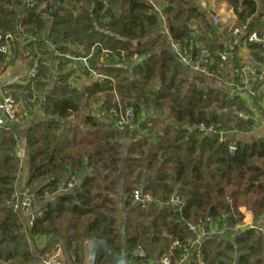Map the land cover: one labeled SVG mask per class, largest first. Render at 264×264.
<instances>
[{"label": "trees", "instance_id": "obj_1", "mask_svg": "<svg viewBox=\"0 0 264 264\" xmlns=\"http://www.w3.org/2000/svg\"><path fill=\"white\" fill-rule=\"evenodd\" d=\"M170 1L174 7L165 8L160 25L147 0H0V34L30 40L25 54L35 70L25 86L6 94L26 108L41 106L51 118L25 132L23 190L40 209L27 234L21 214L10 207L19 193L18 134L11 124L0 129V264H41L59 241L72 264H87L85 248L95 237L117 253L125 250L128 264H161L163 258L181 264L189 255L188 264H264V226L236 228L241 207L264 223V138L234 139L256 124L243 119L252 115L246 99L230 95L225 85L219 54L228 44L194 9ZM58 3L57 17L50 18L46 8ZM230 6L237 24L224 35L230 43L246 40L264 6L259 13L253 0H231ZM195 22L208 37L193 36ZM78 23L87 28L79 36ZM234 28L242 34L233 36ZM171 44L195 63L207 60L209 78L188 76ZM248 45L255 56L262 53L260 45ZM140 57L145 61L131 68ZM77 68L86 85L68 81ZM126 108L132 116L120 124ZM135 191L150 201L132 205ZM175 193L184 203L179 215L171 202ZM213 223L223 228L221 236L209 234ZM204 233L193 252L192 240ZM41 239L47 244L35 255L31 244ZM175 241L179 247H172ZM137 249L144 255L135 256ZM95 264L108 263L97 258Z\"/></svg>", "mask_w": 264, "mask_h": 264}, {"label": "crops", "instance_id": "obj_2", "mask_svg": "<svg viewBox=\"0 0 264 264\" xmlns=\"http://www.w3.org/2000/svg\"><path fill=\"white\" fill-rule=\"evenodd\" d=\"M148 2H151L150 0H147ZM159 3V7H154V10L156 14H159L162 18V24L164 15H162L165 8L168 6L174 7L173 2L170 0H156ZM184 4H186L191 9H194L197 14H200L203 16L207 21L209 26L215 30L217 40L222 44H227V36L224 35L225 28L232 27L237 24V18L234 15L232 8L230 6L231 0H181ZM256 4V10L258 13L261 11V8L264 6V0H253ZM151 4V3H150ZM257 15V14H256ZM256 15H254L256 17ZM214 18H217L219 20V24L215 25L213 20ZM259 22L256 23L257 28H255L256 32H260L264 30V28L259 29L261 26L264 25V17L259 18ZM166 31V30H165ZM252 31V32H253ZM82 33H79L81 35ZM193 36L198 37L199 39L202 36L208 37L209 34L206 33L205 28L202 25H199V22L194 25L193 27ZM30 40H27L23 37L14 38L13 43L10 45L9 53L6 56L7 59L4 61V69L0 70V99L1 97L7 93L12 92L11 88L14 86H25L27 82L29 81V73L31 69L33 68V61L27 57L25 53L26 50H28L27 46L29 44ZM236 51H235V59H237V66L235 67V64L231 61L224 63V82L230 83L234 81V78L236 77L235 71L237 69H240L242 74L239 78V82L243 83L248 90H251L255 93V97L258 101L256 102V107H254L255 110L259 111V116L256 120H253L256 124V127L254 129L255 133L252 136H248V139L246 141L241 140L242 142H252L258 139L264 138V56L263 54H258L255 56L254 54H257L254 51L250 50V46L246 42L245 39L236 40ZM252 58L255 67L254 74H251V71H249L248 68V60ZM77 63V61H73ZM182 64V63H181ZM183 65V69L185 73L190 76H199V77H207L208 75L205 73V69L201 67V62L199 63V69H195L192 67H189L187 65ZM75 66V65H74ZM244 68L245 71L242 70ZM71 69V67H70ZM73 76L69 78V82L71 84L76 85H86L88 83L87 79L83 76L73 77V80L71 79ZM13 79L11 83L5 84L6 81ZM82 80V81H81ZM82 82V83H81ZM228 86L227 84H225ZM229 88L231 86H228ZM228 88V89H229ZM231 89V88H230ZM229 89V91H230ZM17 95L20 93V91H15ZM244 99H247L243 96ZM17 110L20 114H22L23 119L20 120V122H15L11 124V127L17 132L18 134V140H17V146H16V155L20 160V166H19V172L16 180V190L20 193L25 187V184L28 180L29 176V167H28V152L26 150V142H25V132L30 126H34L39 124L40 122L44 120H50L51 118L47 117L44 114V110L42 107L29 109L24 107L21 102L17 103ZM255 106V105H254ZM260 106V107H259ZM251 114L254 115V110L249 107ZM145 115L143 114V118ZM162 206H160L161 208ZM240 214L242 215V222L245 223L247 218H243V208L242 210L239 209ZM21 222L23 227L25 228L26 223L28 221V217L25 214H21L20 216ZM251 222V220H248V224ZM247 223V222H246ZM239 229H244L245 226L238 225L236 227ZM246 228H253V227H246ZM209 234H216L217 236H221L223 232H221L222 228L218 226L216 223L210 224ZM205 234V233H204ZM201 234L198 235L200 239H203L201 237H204L205 235ZM201 236V237H200ZM47 244L46 239H41L35 242V244H31V250L32 253L37 255V253ZM190 255L186 258H184L181 262V264H188ZM87 259V258H86ZM88 262V261H87ZM88 264V263H87Z\"/></svg>", "mask_w": 264, "mask_h": 264}, {"label": "built area", "instance_id": "obj_3", "mask_svg": "<svg viewBox=\"0 0 264 264\" xmlns=\"http://www.w3.org/2000/svg\"><path fill=\"white\" fill-rule=\"evenodd\" d=\"M31 1L32 0H27V2L29 4H31ZM213 22L215 25L219 24V20L217 18H214ZM243 29H245V27ZM240 34H242V32L239 28H234L232 30L233 36H236V35L239 36ZM13 41H14V35L12 33L6 32L4 34H0V56L8 55L9 49H10L9 47L13 43ZM246 42L248 44L260 45L262 47V54L264 56V30H262L260 32H256V31L250 32L247 35ZM227 44L228 45H227L225 51L219 54V59L224 63L229 62V61L233 62V60L235 59L234 46H236V42L233 41L230 43L228 41ZM100 51L94 50L93 53H94V55H99ZM171 52H172L173 56L176 59H178V61L181 62L182 64L187 65V66L192 67V68H195V69L200 68L198 66L199 63L193 62L190 57H183L182 56V52H181L178 45L171 44ZM203 57H205V55ZM80 62L83 66H85V67L87 66L86 59H84V58L80 59ZM206 63H207V60H204V62H201L202 70L204 68L203 67L204 64H206ZM248 63H249L248 64L249 71H251V74H254V71H255L254 63H255V61H253V59L250 58L248 60ZM242 70L245 71L244 68H242ZM205 73H206V75L210 76L206 70H205ZM34 74H35V70H31L29 73V76L32 77V76H34ZM235 74H236V77L238 78L241 76L242 72L240 69H237L235 71ZM99 77H102V76L99 75ZM225 84H227L228 86H231L230 87L231 89L229 88L230 89L229 93L232 96L237 95V94L241 95L242 97L243 96L244 97L251 96L254 98L256 96L255 93L251 90H248L242 82L241 83L240 82L234 83V81H233L230 84V83H226V81H225ZM15 105H16V103L10 95L4 94L1 97V99H0V129L5 128L9 124L16 122ZM131 116H132V109L126 108L121 113L120 124H125ZM243 119L247 120L249 118H247L246 116H243ZM121 126H123V125H121ZM198 130L206 132V131H204L203 127H198ZM71 181L72 182H70L68 184L69 188H72L75 184V180L73 178L71 179ZM49 199H52V196L49 195L48 193H45V200H49ZM149 201H150V197L148 195L143 196L138 191H135L133 193L132 205L140 204L142 202H149ZM171 202L173 204L172 198H171ZM176 202H177L179 208L183 207L184 203H182V202L179 203L178 200ZM34 206H35V201H34V198L31 194V191L29 189L23 190L22 193H17L14 196L12 203L10 204V207L13 211H17L20 214H25L28 217V221L26 223V226H25V228H23L24 234L28 233V230L31 228L35 217L40 215V209L37 207H34ZM37 209H38V212H36ZM206 222H210L209 219H207ZM188 228H189V231H191V232L195 231V228L193 226H188ZM206 234L207 233H205L204 235H206ZM201 238H203V237H201ZM201 240L202 239H200L198 236L192 240L193 252H198V247L201 243ZM172 247H179L178 242L175 241L172 244ZM134 255L141 257L144 255V253L141 249H137L134 251ZM41 264H72L67 253H66V251H65L63 241H59V242L55 243V245L53 246V251L51 252V255L46 260H44ZM161 264H169L168 258H163L161 260Z\"/></svg>", "mask_w": 264, "mask_h": 264}, {"label": "water", "instance_id": "obj_4", "mask_svg": "<svg viewBox=\"0 0 264 264\" xmlns=\"http://www.w3.org/2000/svg\"><path fill=\"white\" fill-rule=\"evenodd\" d=\"M45 2V0H43ZM59 11V3L56 4L53 8H46V12L50 18H56ZM159 21V24L162 25V18L159 14L156 15ZM143 61H145V57H140L134 61L131 68H134L141 64ZM13 79L8 80L5 82V84L11 83ZM213 140H220L221 135L220 134H213L212 136ZM234 157V150L230 149V155L228 157L229 161H233ZM86 165V162H85ZM142 194V192H140ZM173 200V209L176 212L177 215H179V206L177 204V194L175 193L172 196ZM227 208H229V205H227ZM38 212V209L36 210ZM86 251V258L88 261V264H95V261L97 258L104 259L108 264H128L127 256L125 250H122L120 253L115 252L112 250L105 239L100 237H95L91 239L85 248Z\"/></svg>", "mask_w": 264, "mask_h": 264}, {"label": "rangeland", "instance_id": "obj_5", "mask_svg": "<svg viewBox=\"0 0 264 264\" xmlns=\"http://www.w3.org/2000/svg\"><path fill=\"white\" fill-rule=\"evenodd\" d=\"M151 2V5L152 6H154V7H159V3L156 1V0H150ZM198 22H195V25L197 24ZM75 26H77V27H75L74 29V32H75V35H77V36H79V33H83V31L85 30V29H87L86 28V25L85 24H83V23H78V25L76 24ZM74 64L75 65H77L75 62H74ZM75 73H76V75L75 76H73L74 78L78 75V73L81 71V68H77V69H75ZM80 74V73H79ZM73 77L71 78L72 80H73ZM85 80H86V78H85ZM82 81V80H81ZM82 83V82H81ZM12 97V96H11ZM246 102H247V104H248V106L252 109V111L254 112V115L252 114L251 116H246L247 118H249V119H253V120H256L257 119V117L259 116V111L258 110H255L254 109V107H256V103H251L250 101H249V98L247 97V99H246ZM255 105V106H254ZM260 107V106H259ZM15 108H16V110H17V105H15ZM16 122H20V118L17 116L16 117ZM254 133H255V131H254V129L252 130V132H250V133H248V134H244V133H238L237 135H235V137H234V139L235 140H243V141H246V139H248V136H250L251 138H252V136L254 135ZM242 208H243V218L245 219V218H247V220H246V222L245 223H243L242 221L241 222H239V225H243V226H245V228L246 227H253V228H258V227H263L264 226V223H262L259 219H256L255 217H254V214L252 213V211L250 210V209H248V208H246V207H241L240 209L242 210ZM240 213V212H239ZM248 220H251V222L248 224ZM264 230V229H263ZM221 232H223V228H222V230H221Z\"/></svg>", "mask_w": 264, "mask_h": 264}]
</instances>
